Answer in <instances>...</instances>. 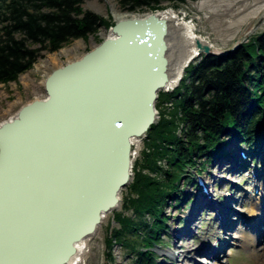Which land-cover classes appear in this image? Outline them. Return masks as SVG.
Masks as SVG:
<instances>
[{
	"label": "water",
	"instance_id": "water-1",
	"mask_svg": "<svg viewBox=\"0 0 264 264\" xmlns=\"http://www.w3.org/2000/svg\"><path fill=\"white\" fill-rule=\"evenodd\" d=\"M167 28L157 12L118 20L114 37L52 71L46 97L0 126V264L27 246L32 262L65 264L118 206L133 140L159 119Z\"/></svg>",
	"mask_w": 264,
	"mask_h": 264
},
{
	"label": "trees",
	"instance_id": "trees-1",
	"mask_svg": "<svg viewBox=\"0 0 264 264\" xmlns=\"http://www.w3.org/2000/svg\"><path fill=\"white\" fill-rule=\"evenodd\" d=\"M85 1L0 0V84L18 81L44 54L112 26L84 9ZM187 1L119 0L129 11L153 12ZM156 109L160 118L144 138L122 209L112 212L116 225L105 238L111 264L116 246L129 264H157L155 249L169 229L167 208L190 202L182 187L186 170L206 169L229 155L233 140L253 142L264 129V32L231 53L190 63L174 91L159 93Z\"/></svg>",
	"mask_w": 264,
	"mask_h": 264
},
{
	"label": "rangeland",
	"instance_id": "rangeland-1",
	"mask_svg": "<svg viewBox=\"0 0 264 264\" xmlns=\"http://www.w3.org/2000/svg\"><path fill=\"white\" fill-rule=\"evenodd\" d=\"M163 6L164 9H167L166 7L173 9L181 21L192 25L196 34L212 45L211 51L214 55H226L228 51L234 50L241 43H246L252 37L264 32V0H188L187 3L178 5V7L168 6V3H164ZM83 7L105 18L112 25L111 27L118 21L115 17L116 12L139 14L143 17L153 12L146 7L136 11H129L121 6L119 0H86ZM110 28L103 27L95 36H91L86 40H75L55 53L44 54L31 70L19 77L18 81L7 85L0 84V126L16 116L23 106L31 103L35 99H44L46 97L44 81L48 73L41 65L49 57L56 56L60 60V66H64L69 60H76L98 46L107 38ZM63 49H68V53L62 54L61 50ZM200 58L201 56L195 58L192 63L198 61ZM174 89L171 91H174ZM171 91L163 90L162 92ZM166 105L171 107L172 103H165ZM145 137L139 143L132 146V153L134 152L135 157L133 163L141 161L142 159ZM235 143L233 141L228 146V149L232 150L236 146ZM249 162L251 161L249 160ZM249 164L251 165V163ZM233 166L227 163L223 166V161L220 159L208 165L204 171H200L204 179L208 176V180L212 184L210 190L212 193L211 197L214 198V201L218 205L224 206L221 209L222 212L219 218H215V212L212 210L200 208V212L196 216L197 220L193 224L187 222L195 209L197 194H195L196 188L192 189L187 184V181H185V185L182 186L183 193H193L195 196L193 201L184 205L182 209L167 208L166 215L169 216V229L164 239V245L155 249L158 264L173 263L172 258L164 255V253L178 250L185 251L187 247H197L202 250L210 248L219 251L220 247L217 249L214 247V245L216 246L214 239L217 240L219 236L222 241L226 240L229 242L228 246H225L223 253L226 261L225 264H264L261 258L252 256L245 247L238 244V241L241 240L240 238L238 240L234 239L238 235L241 236V234H236L235 231L224 234L219 228L221 221L230 222L232 218H236L229 216L227 219L221 220L222 215H224V210L228 207H234L240 214L247 215L243 211V206H240L241 204L239 205L234 200H240L246 190H251V182L246 181L247 179L242 180L237 175H233L230 172L231 170H228V168ZM133 177L134 174L132 171L130 183ZM237 184L241 186V188L238 186L240 191L233 187V185L237 186ZM220 185H222L221 189ZM127 188L121 193V204L115 210L116 212L122 209V202L126 196ZM199 194L203 195L201 191H199ZM113 216L114 213L107 215L96 235L88 242V249L81 264H111L105 246V238L108 234V228L116 225ZM189 228L194 230V238H190V240L185 238L182 241L181 238H176L179 236L175 233H180ZM259 246L261 245H257L256 243L255 247L257 248ZM112 255L114 264H129L119 246L114 248ZM203 255L202 252L192 253L189 258L191 264H200L199 261H204V263L207 262L209 264H219L213 259H203ZM187 263L190 264L189 262ZM174 264H177V262L175 263L174 261Z\"/></svg>",
	"mask_w": 264,
	"mask_h": 264
},
{
	"label": "bare ground",
	"instance_id": "bare-ground-1",
	"mask_svg": "<svg viewBox=\"0 0 264 264\" xmlns=\"http://www.w3.org/2000/svg\"><path fill=\"white\" fill-rule=\"evenodd\" d=\"M157 13H158L159 18H162L166 21L167 27H168L167 36L165 39L166 41L165 57L167 59V65H166L165 76H164L165 78L164 91H171L175 87H177L178 84L181 82L184 76L185 69L190 65V63H192L195 60V58L204 55V54H201L199 50L196 48V40L199 39L203 43L208 44L210 47H212V45L209 42H206L205 40H203L202 37L198 36V34H196L195 29L192 25L188 24L187 22L181 21L173 9L167 8L161 11H157ZM115 17L117 20H122L126 18H142L143 16L139 14H133V13L116 12ZM108 32L109 34L107 38L114 37L113 29L108 30ZM68 51H69L68 49H63L61 50V53L62 54L68 53ZM82 57L76 60H79ZM73 61L75 60H69L68 63H71ZM41 67L46 70L49 76L52 73V71L58 68H61L62 66H60L59 58H57L56 56L55 57L53 56V57H49L45 61V63L41 65ZM14 117H12L11 119H13ZM15 138H16V135H15ZM139 141L141 140L136 138L133 140V143L137 144L139 143ZM248 148H249L248 156L251 162H249L248 158L242 159L239 157L238 146H235L232 150H230L229 155L223 158L222 161H223V166L226 165V163L234 165L233 167H231L232 169L228 168V170L229 169L231 170L230 172L233 173V175L239 176V178L242 180L248 179L249 181L253 179L256 181L255 183L253 181L252 182L250 181L251 184L255 186V189L252 191L251 194L249 195L243 194L240 200H236V199L234 200V201H237L239 205L242 204L244 211L247 212L249 216H251V220H253L252 218H256V220L254 221V225L250 223L252 225V228L249 229V231H247L246 229L242 230L241 236L238 235L234 239L238 240L240 238L241 240L238 241L239 242L238 244L241 245L242 247H245L252 256L261 258L264 262V229L262 231V227L264 226V166L262 165V168H258L257 165H254L255 163L254 158H259L260 154L264 150V131H261L256 136V139L249 144ZM132 155H133L132 159L134 162V158H135L134 152L132 153ZM133 162H132V165L134 164ZM249 163H251V165ZM248 173H250V175L253 174V176L250 177ZM208 179L209 178H207V180ZM207 186L209 190H208V194L205 196L199 194L196 191V194H197L196 195L197 200L195 202L196 206L193 212L191 213L189 219L187 220L189 224H193L197 220L196 216L200 212V208L202 209V208H206L207 206H210L213 209L215 208L214 211L216 210L218 212H222L221 209H223L224 206L220 204L218 205L217 202L214 201V198L211 197L212 193L210 192V190H211L212 184L209 182V180L207 181ZM221 186L222 185H220V189H221ZM238 186L239 188H241L239 184H237V186L233 185L234 188H237V190L240 191ZM257 192H258V195L256 194ZM253 195L256 196V198L253 197ZM120 204H121V194H120V202L118 206L114 209V211L119 207ZM235 216H237V219L240 218L243 223L246 221H251L243 217L241 214L239 215L237 214ZM106 217L103 218V221L106 219ZM227 218L228 217L226 215V212L224 211V215H222L221 220L227 219ZM233 220H235V218H232V221L230 222L223 221V224L220 230L224 234H228L227 232H230V231L231 232L235 231L236 234L238 233L237 231H239V228L235 226V223ZM103 221H102V224H103ZM175 234L181 238V241L185 238L190 240V238H194L195 236L194 230L190 228L185 231H181L180 233H175ZM94 236L75 243L74 244L75 251L73 255L69 257V259L67 260L65 264H81L87 252V249H88V242ZM214 240H215L214 244H216V246L214 244L213 245L214 247H216L215 249L220 247L219 251L214 250V249L210 250V248H205L204 250H202L201 248H197V247L196 248L187 247L185 251L178 250V251H173V252H166L164 253V255H167L172 258L173 263L171 264H174V261L175 263L177 262V264H188L187 262L191 264V260L189 259L190 255L194 252L196 253L202 252L204 254L203 259L209 258V259H213L217 261L219 264H225L226 261L223 257L224 251L222 249H224L227 244L226 240L222 241L220 236L217 237V240L216 239ZM4 242H5V237H4ZM256 243L257 244L259 243V245L261 246L256 248L255 247ZM33 251L34 250L29 246H27L26 248H23L22 250L21 248H19L18 252L16 250L15 254L12 256V259L7 261L8 263L5 261V263L3 264H6V263L7 264H12V263L19 264V262L22 261L23 259H28L30 261L28 264H38L39 262H42V261L32 262L34 257H36V260H37V256H34L35 254H33L34 253ZM27 255H29V258L27 257ZM197 263H198V259H197ZM199 263L209 264L207 262L204 263V261L203 262L199 261Z\"/></svg>",
	"mask_w": 264,
	"mask_h": 264
},
{
	"label": "built area",
	"instance_id": "built-area-1",
	"mask_svg": "<svg viewBox=\"0 0 264 264\" xmlns=\"http://www.w3.org/2000/svg\"><path fill=\"white\" fill-rule=\"evenodd\" d=\"M206 42H208V41H206Z\"/></svg>",
	"mask_w": 264,
	"mask_h": 264
}]
</instances>
